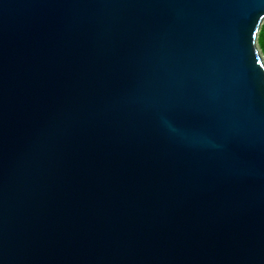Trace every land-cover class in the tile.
Here are the masks:
<instances>
[{
  "label": "water",
  "instance_id": "95a60500",
  "mask_svg": "<svg viewBox=\"0 0 264 264\" xmlns=\"http://www.w3.org/2000/svg\"><path fill=\"white\" fill-rule=\"evenodd\" d=\"M264 0H0V264H264Z\"/></svg>",
  "mask_w": 264,
  "mask_h": 264
},
{
  "label": "trees",
  "instance_id": "16d2710c",
  "mask_svg": "<svg viewBox=\"0 0 264 264\" xmlns=\"http://www.w3.org/2000/svg\"><path fill=\"white\" fill-rule=\"evenodd\" d=\"M258 43L261 48L262 54L264 56V22L260 28L259 35H258Z\"/></svg>",
  "mask_w": 264,
  "mask_h": 264
}]
</instances>
